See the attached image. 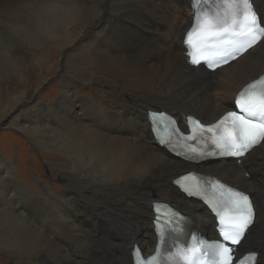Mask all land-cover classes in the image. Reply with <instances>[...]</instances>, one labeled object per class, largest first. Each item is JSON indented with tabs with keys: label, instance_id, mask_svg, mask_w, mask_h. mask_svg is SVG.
Here are the masks:
<instances>
[{
	"label": "bare ground",
	"instance_id": "obj_1",
	"mask_svg": "<svg viewBox=\"0 0 264 264\" xmlns=\"http://www.w3.org/2000/svg\"><path fill=\"white\" fill-rule=\"evenodd\" d=\"M83 1L0 0V124L33 137L41 153L61 156L48 164L68 185L59 190L43 177L28 184L0 154V264H133L134 244L145 255L155 247V201L174 202L197 231L219 238L204 206L174 186L194 165L156 142L148 111L174 113L181 125L187 115L214 122L264 72V41L211 72L188 62L191 0ZM256 5L264 15V0ZM17 40L41 55L39 47L47 48L38 64L48 69L45 77L36 68L27 73L33 52L13 46ZM55 49L68 54L66 73L59 96L47 103L32 96L58 68L49 62ZM201 167L252 197L256 221L237 250L260 249L257 264H264V146L240 164L221 159Z\"/></svg>",
	"mask_w": 264,
	"mask_h": 264
},
{
	"label": "snow or ice",
	"instance_id": "obj_2",
	"mask_svg": "<svg viewBox=\"0 0 264 264\" xmlns=\"http://www.w3.org/2000/svg\"><path fill=\"white\" fill-rule=\"evenodd\" d=\"M193 22L186 33V54L193 66L205 67L209 71L227 64L240 53L264 41V15L259 12L256 0H192ZM195 70V68H194ZM238 111H228L217 123L200 124L207 136L200 137L204 149L191 148L195 156L189 160L204 157H232L239 159L257 146H264V78L247 85L234 101ZM152 130L158 142L168 145L175 132L173 119L164 112H153L150 116ZM196 140L195 136L188 137ZM210 149V150H209ZM186 179V178H185ZM177 185L189 196L198 197L209 205L218 218V235L221 240L211 244L198 242L211 253V259L194 260L196 248L183 253L185 264H248L254 253L236 257L235 249L229 245H240L250 231L254 219V204L249 195L224 184L210 185L213 195L206 196L200 184L184 187L180 180ZM218 192V195L216 193ZM166 221L173 231V224L183 221ZM162 229L161 234L163 235Z\"/></svg>",
	"mask_w": 264,
	"mask_h": 264
},
{
	"label": "rangeland",
	"instance_id": "obj_3",
	"mask_svg": "<svg viewBox=\"0 0 264 264\" xmlns=\"http://www.w3.org/2000/svg\"><path fill=\"white\" fill-rule=\"evenodd\" d=\"M82 4H85V1L82 0ZM184 17L185 16H183L182 18L184 19ZM1 26L4 27L3 24ZM10 34H14V29H11V31H9L7 35H10ZM44 42H47V41H44ZM24 43H25L24 41L17 40L13 44V46L24 45L25 48H27V52H30V51L33 52L34 48H31L32 46L25 45ZM39 49L43 53V55H41L40 53L33 52L32 55H29L27 57V59L25 58L24 66L27 67L28 74L31 73L34 68H36L35 73L37 74L39 71L40 73H43L42 76L45 77L48 74V69L43 68V66L39 67L38 64L40 60H42V58L45 57L47 48L40 46ZM18 50L26 51V49L24 48H18ZM66 58L68 59V54L63 53L62 51L58 53V49L54 50L51 58L49 59V62L53 63L54 66L56 63V65H58V68L55 71H52L51 73L52 75L40 87V89L38 90L39 92L36 95H33L32 98L35 97L36 99L37 97H39V98H42L47 103H49L52 100H56V98L59 96L58 95L59 83L57 82L60 79V77L66 73L65 72L66 67H63V63H65L67 60ZM61 60H64V61H61ZM0 80L3 81V78ZM86 87L87 86H85L84 83H79L78 88L76 89L79 95H81L83 98H87L86 97L87 96ZM17 90H18L17 88H11L10 92H17ZM15 117L21 118V116H19V113L16 114ZM40 148H42L41 145L37 144L36 140L33 137H30L27 134L17 131L13 127L4 128L0 124V154L3 159L12 161L14 164L17 165V173L19 174V176H22V180L26 181L28 184H31L32 178L40 179L41 177H43L46 180H48L49 183H58L60 185L58 186V189L64 190L65 188L68 187V185H65L59 179L58 176L54 177L52 175L51 167L48 164L49 160H55V159L59 160V159H62V157L56 154L47 153V152L41 153ZM237 162L239 164L241 163V161H237ZM191 169L192 167L184 171H189ZM195 169L196 171H199V172L208 173L203 167H201V165L195 166ZM256 249L255 251L260 250V249L258 250ZM82 257L83 255L80 258L82 259Z\"/></svg>",
	"mask_w": 264,
	"mask_h": 264
}]
</instances>
